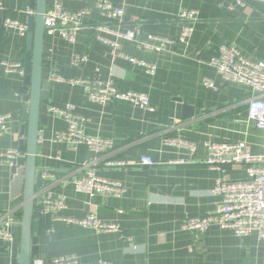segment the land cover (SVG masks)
<instances>
[{"label": "crops", "instance_id": "0c3cea01", "mask_svg": "<svg viewBox=\"0 0 264 264\" xmlns=\"http://www.w3.org/2000/svg\"><path fill=\"white\" fill-rule=\"evenodd\" d=\"M56 1L66 10L89 13L82 18L74 44L58 31L45 35L43 56L50 76L66 79H50L47 104L49 108L72 106L87 136L112 141L113 146L99 158L96 173L122 184L126 192L121 197L91 198L76 191L72 180L84 176L88 171L84 165L96 156L85 144L55 142L56 134L65 132L68 124L60 113L49 110L48 122L39 133L37 164L54 178L44 181L35 199L32 231L39 249L35 259L46 264L70 256L79 264H264V246L256 233L239 238L218 226L206 233L182 227L187 219L215 212L221 201L213 194L219 179L236 181L247 176L241 166L229 167L225 173L210 169L207 142L243 141L252 154L263 153V132L247 118L251 89L225 83L210 63L223 44L235 46L251 61L264 62V4L258 0H112L125 12L119 23L97 11V0ZM28 9L30 0H0V115H11L9 132L0 137V152L19 149L25 156L22 144L28 119H22V108L27 35L4 23L12 19L28 25ZM185 10L198 12L190 42L175 43L167 52L137 48L99 30H132L141 40L150 34L176 40L186 24L179 18ZM98 35L117 41L123 53L156 65V74L151 76L144 67L118 56L97 40ZM75 54L87 56L88 61L74 67ZM4 63L21 68L7 73ZM97 78L111 80L120 92L145 94L154 112L122 100L108 106L89 103L82 81ZM204 78L213 80L216 89L206 88ZM172 136L196 142V153L165 145L164 139ZM144 157L154 165H142ZM181 160L186 163L175 164ZM107 161L125 165L107 167ZM13 176L12 167L0 164L2 232L12 229L9 219L14 223L22 215L23 187ZM49 193L64 196V216L82 220L95 213L120 230L97 233L75 222H53L43 213ZM12 248V243L0 238L3 264H10L7 252Z\"/></svg>", "mask_w": 264, "mask_h": 264}, {"label": "built area", "instance_id": "2783aa9c", "mask_svg": "<svg viewBox=\"0 0 264 264\" xmlns=\"http://www.w3.org/2000/svg\"><path fill=\"white\" fill-rule=\"evenodd\" d=\"M264 4V0H258ZM97 11L104 17L122 22L124 9L115 6L112 0H97ZM28 15L33 16L35 12L28 9ZM89 11H69L63 7L62 2L56 1L53 8L49 9L45 16L46 33L49 35L59 32L70 44L76 41L77 32L82 27V18ZM179 18L186 22L182 27L180 35L176 40L163 38L156 35H148L146 40H141L136 31H112L107 28H100L103 33L112 34L117 39H122L134 43L137 48H143L156 52H167L168 47L180 43L188 45L193 35L194 28L191 25L198 19V12L195 10L183 11ZM5 27L18 31L22 36L28 34V25L18 20L6 19ZM97 40L106 46L117 51L118 56L129 60L132 63L144 67L147 73L154 76L157 67L141 60H137L122 51L117 41L104 38L100 35ZM88 61L87 56L75 54L72 58V65L80 67ZM210 65L218 72L225 83L243 85L251 89L252 96L248 100L247 118L253 122L256 128L263 132L264 139V62H254L244 57L238 48L230 44H223L216 56L211 60ZM7 73L14 72L21 68V65L4 63ZM23 73V71H21ZM50 79L63 82L64 77L59 74H53ZM80 80H71V83H79ZM87 92V100L91 104L99 106H108L114 100H122L132 103L144 111L154 112L148 96L145 94L129 91L120 92L111 80L92 79L82 81ZM203 85L215 90L213 80L203 79ZM51 111L60 113L68 124L65 132L57 133L55 142L68 143L72 145L85 144L95 154V159L85 164L88 168L84 176L76 177L72 180L77 192L85 193L91 198L96 195L107 194L114 197H121L125 192L122 184L112 182L101 178L96 173L99 165V158L103 156L112 146V141L101 137L87 136L82 127L81 120L74 113L72 106L64 108L51 107ZM11 119L10 114L0 115V137L9 132L8 122ZM167 146L187 150L191 155L197 151V143L182 136H172L164 139ZM208 157L206 165L212 170H218L225 173L229 167H244L247 176L244 180H226L219 179L213 194L220 196L221 201L213 214L187 219L183 224L184 230L206 233L213 226H218L223 230H231L239 237H245L252 233L258 235L259 240L264 246V142L263 153L259 155L252 154L247 147L246 142H207ZM25 157V153L19 149H11L0 152V164L10 167L18 166L19 160ZM142 165L152 166L154 162L151 158L144 157ZM184 160L175 162V164H185ZM125 163L107 161L105 166H123ZM54 178L51 172L43 171L44 181ZM65 198L62 195L54 196L52 193L44 199L43 213L49 216L53 222L77 223L84 227H89L97 233L117 232L120 226L117 224H108L102 222L95 213L89 214L82 220H74L64 216ZM9 226L13 225V220L9 219ZM0 238L13 242L11 230L7 232L0 231ZM33 264H46L42 259H35ZM50 264H79L77 258L70 256L53 260ZM98 264H108L99 262Z\"/></svg>", "mask_w": 264, "mask_h": 264}, {"label": "water", "instance_id": "95a60500", "mask_svg": "<svg viewBox=\"0 0 264 264\" xmlns=\"http://www.w3.org/2000/svg\"><path fill=\"white\" fill-rule=\"evenodd\" d=\"M56 0H30V9L35 14L28 21L27 52L24 62V106L22 119H28L27 138L22 147L26 156L12 168L15 183L22 184L23 204L19 221L12 225L13 234L10 264H33L39 254L38 239L33 237L35 199L37 191L44 186L43 170L37 164V146L41 126L49 118L48 90L50 85V65L43 56L46 35L45 16L53 8ZM21 166V167H20ZM20 167V168H19ZM0 264H3L0 258Z\"/></svg>", "mask_w": 264, "mask_h": 264}]
</instances>
